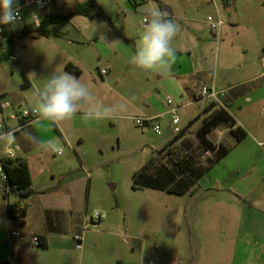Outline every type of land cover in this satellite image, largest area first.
I'll use <instances>...</instances> for the list:
<instances>
[{
	"label": "rangeland",
	"instance_id": "rangeland-1",
	"mask_svg": "<svg viewBox=\"0 0 264 264\" xmlns=\"http://www.w3.org/2000/svg\"><path fill=\"white\" fill-rule=\"evenodd\" d=\"M85 1L62 0V9L55 11L67 14ZM113 1L98 0L99 4L91 11L92 18L74 17L63 28L61 38L45 37L35 28L23 35L22 29L14 26L20 31L14 42L15 57L0 64V125H15L18 120L12 116L18 117L23 110L34 111L35 94L47 77L54 71H64V64L79 55L86 56V61L91 63L81 82L104 106L115 109L113 116L87 122L81 113H77L57 125L60 132L49 122L37 120L22 131H34L40 141H54L62 146V154H55L46 144L37 147V161L44 174L36 180L37 189H34L46 204L69 206L76 211L75 222L65 228L70 242L67 245L66 241L60 243L58 236L47 249L32 244L29 250L34 261L36 264H257L262 258L255 253L264 246L263 242L256 241L252 229L264 219V213L250 209L246 204L257 206L261 203L264 206V194L254 191L264 183H257L255 176L249 174L244 184L240 182L245 169L247 172L253 170L252 163L243 159L246 150L253 147L256 140L253 136L243 146L234 148L186 195L133 189V174L152 159L170 166L180 158L192 159L202 166L208 164L213 154L204 150L196 132L206 115L205 108L211 103L206 99L191 103L185 97L183 102L174 100L173 106L179 107L176 115L185 135L167 146L176 134L168 129L172 118L170 112L167 114L171 110L167 104L168 95L163 91L159 95L156 93L154 74L125 63L103 78L101 71L106 68L105 59L97 62L88 49L93 45L95 35L111 32L99 5L111 10L116 9V4L120 5L123 10L133 13L136 20L144 16L147 8H163L158 0H148L140 9H136L135 0ZM162 1L182 5L179 0ZM216 5L200 7L203 10L197 14L198 19L205 21L208 16L221 15L226 22L217 36L212 34L215 45L208 49V62L214 66L211 76L221 80L230 75L232 85H236L264 71V0H231L229 5L217 0ZM5 51L0 46V54ZM148 77L151 82L147 81ZM28 82L30 86H26ZM152 94H157L160 107L150 105ZM234 110L231 108L235 114ZM154 114H161V118L146 124L137 123V119H149ZM156 125L161 127V134L155 132ZM61 127L71 143L64 142ZM213 132L214 138L217 137L215 144L233 147L234 138L228 128L221 126ZM6 144L3 142L0 149ZM17 154L29 157L19 151ZM230 183L237 189L241 185L255 186L254 192L239 206L242 218L249 225L243 224L235 231L228 226L227 217L231 212L219 211V208H225L224 203L229 197L221 188ZM0 203L2 206L5 203L2 194ZM95 214L105 218L93 223L91 218ZM33 222L36 224V216ZM5 228L6 218L0 215V241ZM74 236H81L82 248H78ZM61 248L72 257L70 263L64 261ZM6 250L8 244L0 243V257Z\"/></svg>",
	"mask_w": 264,
	"mask_h": 264
},
{
	"label": "crops",
	"instance_id": "crops-1",
	"mask_svg": "<svg viewBox=\"0 0 264 264\" xmlns=\"http://www.w3.org/2000/svg\"><path fill=\"white\" fill-rule=\"evenodd\" d=\"M158 1L163 8L161 11L166 12L168 18L172 19L177 24L178 31L173 40V47L176 51L175 62L172 63L170 70L163 73L159 71H150V73L154 74L156 78V84H153L156 93H158V95L162 91L167 93L168 97L172 99L173 104L174 100L177 102H183V97H185V99H190L191 103L201 101L202 97L200 93L204 86L215 87L218 91H225L226 96L224 98V103L227 106V109L233 115L237 126L242 127L248 133L247 138L241 142H236L233 139L232 142L234 145L231 147L229 154L234 148L243 146L250 136H253V138L256 139L253 141V147L246 150V153L244 154L246 158L243 157V159H248V161L252 163L251 167L253 170L247 172V169H245L244 173H242V168L238 170L240 174L242 173L240 182H242L241 184H244L247 180V174H249V176H255L254 180L257 179V183H260L259 181L264 183V71L259 75L251 76L248 80H245V82L237 83L236 85H232L230 75H226L224 79L221 80H219L218 76L212 77L211 74L214 66L211 62H208V49L214 47L213 45H215V41H213V33L207 21L201 20V18L198 19L197 17V14L203 10L202 8L200 9V7H207L212 3H209L206 0H179L182 5L177 6L168 4L162 0ZM61 2L52 8V13L60 14L55 10L58 8L62 9L63 3L61 4ZM144 2L147 3L148 0ZM144 2L136 0V9H140ZM216 2L217 0H215V5ZM97 4H99L98 0L96 2V5ZM99 6L107 17L111 32L106 33L105 35H95L94 38H92L93 45L89 46L88 49L90 50L89 52H92V57L97 59V62L101 61L103 58L105 59L106 68L102 70H106L107 73L104 75L101 74L102 77L105 78V76L111 75L112 71L118 69V66L122 64L126 63L132 66L129 61L131 55L135 52V41L143 30L144 16L142 17L141 15L139 16L140 20H136L133 13L129 12V10H123V8L117 4L115 5V10L105 9L101 5ZM216 6L218 7V4ZM137 14L140 15L141 13L139 12ZM86 59V56L83 57L79 55L75 60H68L64 64V71H66V65L72 63L81 70V76L77 78L83 79L91 66V63L86 61ZM147 81L151 82V78L148 77ZM208 81L210 82L206 85V82ZM120 82V80L117 81L118 84H120ZM149 100L150 105L152 104L156 107H160L157 94H152ZM209 103L212 102L209 101ZM168 107L171 109L170 104H168ZM231 108L235 109V114L231 112ZM167 114H169V111ZM207 116L208 114H206L204 118ZM159 118H161V114H154L149 117V119L152 120H157ZM12 119L18 120L15 125L9 126L18 129L15 134L16 140L13 145L16 147V144H19L20 148L17 152L19 151L20 153H25L29 156L28 158H23L16 152L17 158H21L28 162L33 185L34 188L37 189L36 180L44 174V169H42L38 163L37 154L35 153L38 150L37 147L42 146L40 144L41 141L36 132H31L34 139L29 140L22 134V131L25 128L32 126L34 122H37L38 118L23 125L22 120L19 117L15 118L12 116ZM168 129H171V121L168 125ZM61 130L66 139L67 133L62 127ZM258 137L262 138V140H257ZM64 142L71 143V141H67V139ZM77 142L81 143L82 141ZM54 153L57 154L55 151ZM229 154H227L222 160H224ZM233 184L230 183L221 188L229 197L228 202L224 203L225 208H219V211H223L222 209H224L231 212V216L227 217L228 226L235 231L237 227H241L243 224L248 223L249 225V222L242 218V211L239 206H241L243 200L250 196L254 191H257L258 193L262 192L264 194V185L260 188L256 185V188L258 189L252 191L255 186L246 188L245 185H241V187L237 189V186ZM3 193L4 192L0 187V195L2 194L3 196ZM3 198L5 203L3 206L0 203V215L5 216L6 218V228L4 229L5 234H3L0 243L3 245L8 244V250H6L3 256L0 257V264H4L5 261H10L11 264H18L15 260L17 258V253L21 248L25 249L27 254L31 257L33 264H36L29 249L31 245L34 244V239L38 235H46L48 247L49 243L58 236L60 243L61 241H66L65 243L67 245L70 242L71 238L66 235L65 228L66 225L75 222L74 218L76 216V211L71 210L69 206L64 207L63 205L60 206L55 204L48 205L44 202L42 195L37 194V190H35L33 196L25 200H21L15 196H10L8 198L3 196ZM9 204H16L19 211H26V216L20 217L18 222H16L17 224L7 217V207ZM246 205H248L250 209H258L259 211H262V214L264 213V206H262L263 204L261 203L258 204L259 206L251 203H247ZM34 215L37 219L36 224H33ZM47 217H51L53 222L50 229L48 228ZM20 223H24L23 226H21ZM14 224L16 226H14ZM255 226L257 228L252 229V234L256 241H259L260 244L263 242L262 245L264 246V219L260 222L258 221V224H255ZM13 231L20 232L21 237L13 238ZM78 237H80L82 241L81 236ZM74 238L76 239L77 236H74ZM66 251L65 248H61V253L63 255L65 254L64 261L70 263L72 257L69 256ZM255 254L257 256L260 255L262 258L258 263L264 264V249L258 250Z\"/></svg>",
	"mask_w": 264,
	"mask_h": 264
},
{
	"label": "trees",
	"instance_id": "trees-1",
	"mask_svg": "<svg viewBox=\"0 0 264 264\" xmlns=\"http://www.w3.org/2000/svg\"><path fill=\"white\" fill-rule=\"evenodd\" d=\"M141 2L147 0H140ZM97 0H86L79 4L73 11L67 14L47 13L38 28L34 30L45 37H61L62 28L66 26L70 20L75 16H85L92 18L91 11L95 6ZM136 2V0H135ZM224 5H229L227 2ZM31 32V28H25L22 30V34L26 35ZM17 35H12L9 41V45L5 52L0 54V64L8 60L14 55V42ZM66 71L76 77L81 76V70L68 63L65 67ZM28 82L26 86H30ZM216 103L212 102L204 110L205 114H208L202 121V125L196 132V137L200 141L202 147L206 152H211L213 155L208 159L206 166L198 165L192 159L180 158L173 162V165H167L166 163L158 164L152 159L141 170L136 171L133 174L132 187L135 190L139 189H153L159 191H165L177 195H186L190 193L199 181L227 154H229L231 147H227L223 144L213 143L208 135L213 132L215 128L225 126L230 129V134L236 142H241L247 138L248 133L242 127L237 126V123L228 109L220 108ZM25 124L22 121V125ZM57 128V125H56ZM58 130V128H57ZM59 131V130H58ZM60 132V131H59ZM185 135L184 131L175 136L173 141L169 143L170 146L175 142L181 140ZM164 147V148H167ZM5 171L7 173V183H1L4 188L3 196L8 198L15 196L21 200L30 198L35 194L33 187V181L31 171L26 160L21 158L7 159L5 161ZM26 211L17 209L16 204H9L7 207V217L13 222H18L20 217H25ZM51 217H47L48 228L52 225ZM24 223H20L23 226ZM40 244L39 247L47 248L48 243L46 235L37 236ZM4 264H11L10 261H5Z\"/></svg>",
	"mask_w": 264,
	"mask_h": 264
},
{
	"label": "clouds",
	"instance_id": "clouds-1",
	"mask_svg": "<svg viewBox=\"0 0 264 264\" xmlns=\"http://www.w3.org/2000/svg\"><path fill=\"white\" fill-rule=\"evenodd\" d=\"M19 20L18 0H0V25H15ZM177 31V24L168 18L166 12L158 8L145 9L143 30L135 41V52L129 62L145 71H169L175 62L173 40ZM34 111L38 121H47L53 126L72 119L77 113H81L86 122L115 115L113 107L104 106L86 84L66 71H54L47 77L43 87L35 94ZM22 134L29 140L34 139L27 131ZM15 140L14 129H0V142L13 144ZM40 144H46L58 154L63 152L62 146L54 141H41ZM16 148L19 150V144Z\"/></svg>",
	"mask_w": 264,
	"mask_h": 264
},
{
	"label": "built area",
	"instance_id": "built-area-1",
	"mask_svg": "<svg viewBox=\"0 0 264 264\" xmlns=\"http://www.w3.org/2000/svg\"><path fill=\"white\" fill-rule=\"evenodd\" d=\"M62 0H18L20 6V20L15 25H0V46L4 49H7L5 45L9 44L10 38L12 35H17L20 31L14 29V26H19L22 30L25 28H38L42 22L43 17L52 11V8L58 5ZM209 3H215V0H206ZM223 3L227 2L230 4L231 0H222ZM35 14V15H34ZM207 23L212 31V33L217 36L223 27L226 25L223 17L219 15L218 17L208 16ZM8 47V46H7ZM106 70H102L101 74H106ZM202 99H206L208 101L216 103L218 106L227 109V106L224 103V98L226 96L225 91H218L215 87H207L204 86L201 89L200 93ZM168 104L171 105V110L169 111L172 115L171 118V130L174 131L176 135L182 133L184 129L180 127V119L176 115L178 108H174L172 104V99L170 97L167 98ZM24 123H28L33 119L38 118L35 111L23 110L18 116ZM152 121V119H137V123L146 124ZM0 129L7 131L9 129H14L15 134L17 132V128H12L5 125H0ZM157 134H161V127L156 125L154 128ZM3 142H0V147ZM13 147V144H7L4 149H0V182L7 183V173L5 171V161L7 159H15L17 158L16 152ZM16 148V147H15ZM57 153V152H56ZM58 154V153H57ZM105 216L101 214H95L92 216L91 220L93 223L101 222ZM13 238H20L21 233L18 231L12 232ZM78 242V248H82V241L80 237L76 238ZM34 245L39 246L40 242L36 237L34 239Z\"/></svg>",
	"mask_w": 264,
	"mask_h": 264
},
{
	"label": "water",
	"instance_id": "water-1",
	"mask_svg": "<svg viewBox=\"0 0 264 264\" xmlns=\"http://www.w3.org/2000/svg\"><path fill=\"white\" fill-rule=\"evenodd\" d=\"M214 136H215L214 132H211L208 135L209 139L213 143H216L217 142V137L214 138ZM15 262L18 263V264H33V261L31 259V257L27 254V252L23 248L19 249Z\"/></svg>",
	"mask_w": 264,
	"mask_h": 264
}]
</instances>
